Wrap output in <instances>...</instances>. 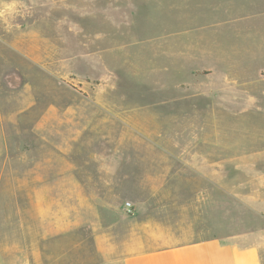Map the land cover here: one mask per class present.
I'll list each match as a JSON object with an SVG mask.
<instances>
[{
  "label": "rangeland",
  "instance_id": "rangeland-1",
  "mask_svg": "<svg viewBox=\"0 0 264 264\" xmlns=\"http://www.w3.org/2000/svg\"><path fill=\"white\" fill-rule=\"evenodd\" d=\"M21 40L43 58L60 46V77L33 74L30 91L89 106L63 124L65 135L89 137L85 154L141 152L167 188L172 153H207L208 174L194 179L208 205L222 201L224 237L264 232V0H1V64L22 60L13 48ZM8 73L24 83L17 68ZM104 129L110 138H97ZM71 194L63 192L67 208ZM80 215H92L86 200ZM261 253L264 264V239Z\"/></svg>",
  "mask_w": 264,
  "mask_h": 264
},
{
  "label": "crops",
  "instance_id": "crops-1",
  "mask_svg": "<svg viewBox=\"0 0 264 264\" xmlns=\"http://www.w3.org/2000/svg\"><path fill=\"white\" fill-rule=\"evenodd\" d=\"M25 42L13 46L19 63L0 62V264H48L49 256L57 257L55 264H263L264 232L222 234V201L219 209L216 199L208 205L207 189L195 180L208 174L207 153H172L175 178L167 188L158 170L144 168L141 152L85 154L89 137H69L63 124H75L78 111L89 106L64 105L62 97L59 103L57 93L48 104L30 91L33 74L60 77V46L55 57L43 58L30 55ZM9 68L21 72V86L11 82ZM46 154L50 165L48 157L42 160ZM92 164L99 170L92 173ZM161 190L169 191L167 200H156ZM64 191L72 193L70 208ZM85 200L92 215L82 219Z\"/></svg>",
  "mask_w": 264,
  "mask_h": 264
},
{
  "label": "built area",
  "instance_id": "built-area-1",
  "mask_svg": "<svg viewBox=\"0 0 264 264\" xmlns=\"http://www.w3.org/2000/svg\"><path fill=\"white\" fill-rule=\"evenodd\" d=\"M126 206H127L128 210L131 211L132 210V207H133V204L130 201H128L126 203Z\"/></svg>",
  "mask_w": 264,
  "mask_h": 264
}]
</instances>
